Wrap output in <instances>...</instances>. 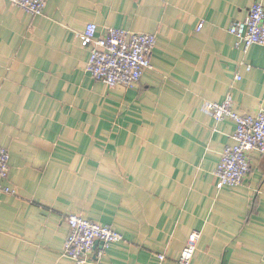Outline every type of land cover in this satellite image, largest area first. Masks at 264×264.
Listing matches in <instances>:
<instances>
[{"label": "crops", "instance_id": "obj_1", "mask_svg": "<svg viewBox=\"0 0 264 264\" xmlns=\"http://www.w3.org/2000/svg\"><path fill=\"white\" fill-rule=\"evenodd\" d=\"M257 1L48 0L34 16L0 0V146L17 190L0 194V264H75L69 214L123 234L99 264H180L193 231L191 264H264V154L222 185L236 124L204 108L229 93L241 114L264 108V45L228 31ZM91 22L157 36L135 86L87 71Z\"/></svg>", "mask_w": 264, "mask_h": 264}, {"label": "built area", "instance_id": "obj_2", "mask_svg": "<svg viewBox=\"0 0 264 264\" xmlns=\"http://www.w3.org/2000/svg\"><path fill=\"white\" fill-rule=\"evenodd\" d=\"M9 1L34 16L43 15L48 2ZM228 31L236 38V46L245 51L253 45H264V4L261 1L252 4L246 18L233 22ZM80 38L91 50L87 71L110 88L119 85L133 87L140 82L147 70L153 68L152 55L157 45L155 34L114 27L100 33L98 25L91 22L87 24ZM247 69L250 70L251 65ZM235 78L242 79L240 75ZM204 108L215 120L230 119L236 124L232 135L233 142L225 146L215 175L224 186H238L251 172L250 154H264V108L257 113L241 114L235 109L230 93L222 102H205ZM9 158L8 150L0 146V194L17 193L16 188L8 183ZM66 220L69 233L63 253L75 264H99L108 247L124 240L123 234L110 225H101L76 214H69ZM199 237V231L191 232L179 257L180 264L192 263ZM99 242L101 248L94 252L95 245ZM158 258L160 264L166 260L165 254H159Z\"/></svg>", "mask_w": 264, "mask_h": 264}]
</instances>
